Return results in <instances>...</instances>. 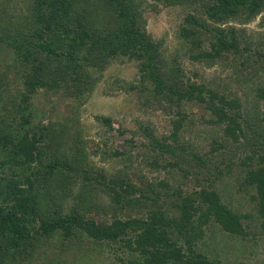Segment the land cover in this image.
I'll use <instances>...</instances> for the list:
<instances>
[{
	"label": "trees",
	"instance_id": "16d2710c",
	"mask_svg": "<svg viewBox=\"0 0 264 264\" xmlns=\"http://www.w3.org/2000/svg\"><path fill=\"white\" fill-rule=\"evenodd\" d=\"M148 1L183 9L169 53L145 29L144 14L155 9L147 2L0 0V48L8 51L0 66V264H38L44 244L84 241L115 245L118 264H218L197 251L203 228L213 223L248 241L253 218L264 235V46L234 26L264 12V0ZM120 58L137 62L145 84L130 88L145 108L170 116V132L95 120L109 133L129 134L127 149L196 165L179 170L190 191L137 184L128 167L106 178L77 141L74 110ZM185 59L227 69V88L195 72L186 77L179 64ZM195 118L219 135L203 154L181 139ZM231 189L246 195L248 211L221 201ZM98 191L111 206L105 215L93 202Z\"/></svg>",
	"mask_w": 264,
	"mask_h": 264
},
{
	"label": "rangeland",
	"instance_id": "374dc122",
	"mask_svg": "<svg viewBox=\"0 0 264 264\" xmlns=\"http://www.w3.org/2000/svg\"><path fill=\"white\" fill-rule=\"evenodd\" d=\"M140 1L155 6L153 10L147 8L144 14L145 29L153 41L161 43V50L165 49L169 53L175 47L174 34L181 23L183 9L177 6L164 8L148 0ZM234 26L238 29L244 28L247 38L251 34L254 41H257L258 48L264 46V12L247 24ZM7 53V49L0 48V66L6 63ZM179 64L186 77H189V72H195L200 75V80L212 84L222 83L221 86L227 88V69L218 66L204 68L198 64H191L186 59L179 61ZM251 79L249 78L246 84L253 88L255 80L252 83ZM140 81L137 62L120 58L109 64L89 98L83 102L81 100L74 110L77 118L76 126L80 134L77 141L81 142L88 161L96 169L103 170L106 178L128 167L131 175L135 176L134 180L137 184L147 183L155 186L158 182H167L172 187L178 185L182 191L188 192L191 189L189 177L184 180L179 170L180 168L188 170L191 166L196 169L198 168L196 165L191 162L183 165L177 158H169L167 155L153 160L152 152L137 147L127 149L124 141L129 138V134L117 136L113 132L109 133L95 120L96 117H109L126 126L130 122L138 121L147 124L157 136L167 135L170 132L168 125L170 116L145 108L144 100L137 89L130 88L138 87ZM141 83L145 84L144 81ZM244 90L245 88H242L241 92ZM244 100L243 98V102ZM193 110L198 111L197 108ZM191 124L192 126H188L181 135L183 144L187 145V149L195 150L199 154L206 153L210 140L219 136L217 129L210 130V127L198 118H195L194 123ZM70 127L72 129V126ZM110 139L113 142L110 143ZM114 150L124 155L114 157L111 155ZM167 162H175L177 166L170 169L166 167ZM151 164H155L156 167ZM93 199L100 209L97 211L99 215H105L104 210L107 209L110 212L109 200L102 192L98 191ZM244 200L247 201L246 195L233 192V189L225 190L224 195L221 196L224 204L240 213L249 209ZM251 220L249 228L253 239L241 241L238 238L228 237L217 225L211 223L203 228L204 236L197 244V251L205 254L212 261H219L218 264H264V235L257 227V220L255 224L251 223ZM116 248L115 245L93 244L87 241L78 244L69 243L64 247L55 243L51 248L44 244L40 250L38 249L40 253L38 264H46L48 258L54 259L56 263L53 264H118L113 261L118 253Z\"/></svg>",
	"mask_w": 264,
	"mask_h": 264
}]
</instances>
